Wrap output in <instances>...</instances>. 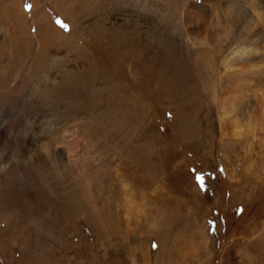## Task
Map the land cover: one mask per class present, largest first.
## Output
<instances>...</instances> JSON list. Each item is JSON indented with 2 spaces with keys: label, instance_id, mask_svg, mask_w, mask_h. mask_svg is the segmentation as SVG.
Returning <instances> with one entry per match:
<instances>
[{
  "label": "rangeland",
  "instance_id": "obj_1",
  "mask_svg": "<svg viewBox=\"0 0 264 264\" xmlns=\"http://www.w3.org/2000/svg\"><path fill=\"white\" fill-rule=\"evenodd\" d=\"M201 1L0 0V264H264V0Z\"/></svg>",
  "mask_w": 264,
  "mask_h": 264
},
{
  "label": "bare ground",
  "instance_id": "obj_2",
  "mask_svg": "<svg viewBox=\"0 0 264 264\" xmlns=\"http://www.w3.org/2000/svg\"><path fill=\"white\" fill-rule=\"evenodd\" d=\"M198 1V0H197ZM200 1V0H199ZM204 1V0H203ZM203 1H201V2H203ZM187 2H189L188 3V6H190V4H191V2L190 1H187ZM204 3V2H203ZM212 9V8H211ZM215 10H216V12H217V8H215ZM213 12V11H212ZM215 17V16H214ZM205 28V27H204ZM155 35V34H154ZM103 36V35H102ZM153 38H155V37H153ZM166 38V37H165ZM115 40V39H114ZM118 40V39H117ZM116 40V41H117ZM155 40V39H154ZM160 41V40H159ZM158 41V42H159ZM168 41H170V40H168ZM103 42V41H102ZM109 42V41H108ZM119 42V41H118ZM161 42V41H160ZM132 43V42H131ZM105 44V43H104ZM123 44V43H122ZM106 45V44H105ZM131 46H132V44H130ZM107 46V45H106ZM115 47V46H114ZM117 47V46H116ZM124 47H126V46H124ZM235 47V46H234ZM233 47V48H234ZM122 48V47H121ZM132 48V47H131ZM134 48V47H133ZM236 48V47H235ZM239 48V47H238ZM248 48H246V47H244V46H241L239 49H237V50H235L234 52H233V54L235 55V56H233V57H231V58H229L230 57V55H229V57H228V59H233V60H231L230 62L231 63H235L236 62V60H234V59H238V58H242V55L243 54H245L246 55V53H247V51H249V50H247ZM232 50H234V49H232ZM251 50V49H250ZM119 51V50H118ZM121 51H123V50H121ZM120 51V52H121ZM135 51V50H134ZM133 51V52H134ZM139 51V50H138ZM231 51V50H230ZM232 52V51H231ZM250 52V51H249ZM251 53V52H250ZM125 54V53H124ZM232 54V55H233ZM252 55V54H251ZM123 58V57H122ZM245 58V57H244ZM91 59V58H90ZM121 59V58H120ZM249 59V58H248ZM245 60V59H244ZM247 60V59H246ZM120 61V60H119ZM228 61V60H227ZM235 61V62H234ZM239 61V60H238ZM123 62V61H122ZM126 62V61H125ZM240 62V61H239ZM246 62V61H245ZM120 63V62H119ZM177 63V62H176ZM94 64V63H93ZM96 64V63H95ZM111 64V66H109V68L108 69H100V68H98V70H96L95 71V74H93V75H91V77L90 78H88L87 79V81L85 82V83H83V89L84 90H89L90 92H91V94L89 95V96H86L85 97V95H84V93H83V97L85 98V99H88V100H93L94 99V97L99 101V105H100V107L102 108V98L103 97H106V94L108 95V97H110L109 96V92L111 93V95H113L114 96V92L112 93V90H115L116 92H119V94L120 95H123L124 93H127V91H129V89L127 88V86H122V87H120L119 86V89H118V91L116 90V89H114V86L112 85L111 86V84H112V82H114V81H119V80H121L124 76H123V69H120V67L118 66V63L116 62V63H110ZM236 64V63H235ZM234 64V65H235ZM238 64V63H237ZM99 65V64H98ZM176 65H178V64H176ZM242 65H245V64H242ZM175 66V65H174ZM231 65H229V66H227V68L226 69H228V71L229 70H231L232 69V67H230ZM97 67V66H96ZM104 68V67H103ZM95 69V68H94ZM242 69V68H241ZM233 70V69H232ZM236 70V69H235ZM234 71V70H233ZM242 71V70H241ZM226 72V71H225ZM230 72V71H229ZM244 72V71H243ZM226 75L227 76H229L230 75V73H226ZM232 75H234V74H232ZM88 76V75H87ZM86 76V77H87ZM231 76V75H230ZM229 76V77H230ZM232 77V76H231ZM235 78V77H234ZM106 81V88L103 90V88L102 87H100V85L103 83V81ZM127 80V79H126ZM131 81V80H130ZM162 81H164V79L162 80ZM120 82V81H119ZM115 83V82H114ZM122 83V82H121ZM126 83V82H125ZM132 83V82H131ZM165 83V82H164ZM111 87L113 88V89H111ZM117 87V86H116ZM76 88V90L78 91L79 89H81L82 90V88L80 87V86H78V87H75ZM83 92V91H82ZM133 92V91H132ZM130 93V92H129ZM128 94V93H127ZM103 95H105V96H103ZM110 99V98H109ZM118 99V98H117ZM119 99H121V98H119ZM72 100V102L73 103H75L76 102V98H73V99H71ZM108 100V99H107ZM121 100H123V101H125L124 99H121ZM137 100V99H136ZM81 101V100H80ZM109 101V100H108ZM122 101V102H123ZM135 101V100H134ZM104 102V101H103ZM92 103V102H91ZM77 104V103H76ZM123 104H125V103H123ZM66 105V104H65ZM86 105H88V103L86 104ZM109 105V104H108ZM126 105V104H125ZM135 105V104H134ZM133 105V106H134ZM60 106V105H59ZM104 106V105H103ZM128 106V105H127ZM87 107H89V106H87ZM99 107V108H100ZM74 108V107H73ZM104 108V107H103ZM125 108V107H124ZM132 108V107H131ZM85 109V108H84ZM105 109H106V107H105ZM104 111H107L108 112V109H106V110H104ZM125 111V110H124ZM126 111H128V110H126ZM139 117V116H138ZM131 118V117H130ZM134 120V119H133ZM125 124V123H124ZM41 143V142H40ZM53 149H54V147L53 146H50V147H48V149H46L47 151L46 152H43L42 150H40V149H38V152H37V154L35 153V154H32V156L35 158V165L37 166V167H39L38 169H40V171H44L42 168H49V163H48V161H46V157L50 154V151H51V154L52 153H54L53 152ZM59 149V148H58ZM37 151V150H36ZM59 151V150H58ZM55 155V154H54ZM53 155V156H54ZM57 155V154H56ZM31 156V155H30ZM31 156V157H32ZM58 156V155H57ZM65 155H64V153H63V151H60V154H59V156H58V158L56 159V161H55V165H53V166H56V167H59L60 169H61V171L60 172H67V171H69L70 169L72 170V168H74L73 166L74 165H72L73 163H78V160L77 159H75L74 158V160H71L70 158H65L64 157ZM55 159V158H54ZM53 166H52V168H51V171H50V173H49V177L51 178L54 174H55V169L53 168ZM27 167V166H26ZM25 167V168H26ZM50 169V168H49ZM21 171H23V172H25V170H22L21 169ZM69 173V172H68ZM48 174V173H47ZM96 175V174H95ZM94 175V176H95ZM96 177V176H95ZM69 206V205H68ZM78 207V206H77ZM107 221H111V219L110 218H108L107 219ZM96 224V223H95ZM112 229V228H111Z\"/></svg>",
  "mask_w": 264,
  "mask_h": 264
}]
</instances>
